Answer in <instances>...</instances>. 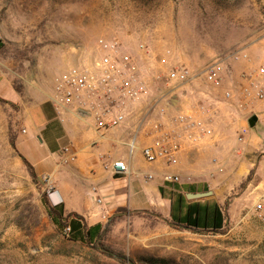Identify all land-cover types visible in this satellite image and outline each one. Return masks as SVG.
Instances as JSON below:
<instances>
[{
  "label": "rangeland",
  "instance_id": "374dc122",
  "mask_svg": "<svg viewBox=\"0 0 264 264\" xmlns=\"http://www.w3.org/2000/svg\"><path fill=\"white\" fill-rule=\"evenodd\" d=\"M113 36L147 68L149 96L160 98L156 111L202 104L208 95L206 103L215 107L211 141H219L222 150L208 151L203 161L228 159L243 143L237 138L241 130L258 127L248 124L255 114L253 101L240 109L222 97L239 80L229 76L214 88L200 75L208 63L236 49H247L252 62L263 57L262 50L252 53L250 48L264 46V0H0V264H130L64 235L42 201L50 184L37 173L31 177L10 144L24 128L23 102L26 97L33 100L26 90L48 91L56 75L97 57L100 41ZM139 42L147 45L148 56L138 50ZM167 49L173 61L187 65L199 78L190 84L168 83V67L156 61ZM236 62L228 66L232 69ZM144 101L149 107L152 99ZM240 161L219 162L218 173L234 174ZM245 179L227 186L232 189L225 191L228 203L221 204L226 217L222 229L174 227L156 214L119 213L103 240L134 264H264V224L244 216L254 187H241ZM235 198L237 212L230 216L226 209Z\"/></svg>",
  "mask_w": 264,
  "mask_h": 264
},
{
  "label": "crops",
  "instance_id": "0c3cea01",
  "mask_svg": "<svg viewBox=\"0 0 264 264\" xmlns=\"http://www.w3.org/2000/svg\"><path fill=\"white\" fill-rule=\"evenodd\" d=\"M255 50L264 52L263 44L257 43L250 48L252 53ZM260 56L263 57L254 62L238 60L232 67V81H238L241 72L252 71L257 64L264 63V54ZM1 81L0 94L4 92ZM26 91L33 100L26 97L23 102L24 128L17 135L16 148L38 176L50 184L49 201L62 203L65 211L77 213L88 226L104 225L117 209L126 208L121 212L126 216L156 214L168 223L180 219L183 225L197 229H213L221 221L224 227L226 217L221 204L227 199V186L233 181L241 182L251 170L248 188L264 179V98L252 102L257 115L254 126L258 127L253 131L247 129L242 145L235 147L237 151L231 152L228 159L222 158L215 164L203 161L208 151L222 150L219 141L214 143L209 139L196 147H185L177 153L174 162L166 163L144 159L141 147L147 139L141 133L137 150L132 155L128 153L126 143L132 130L129 124L110 131H96L90 120L67 115L61 121L48 100L49 90ZM67 143L73 145L76 158L64 164L61 163V148ZM114 159L127 162V175L117 176L108 169L109 162ZM236 159L241 161L234 174L218 173L219 162L229 164ZM165 173L178 176V180L164 181ZM149 174L151 178H147ZM205 186L211 191L209 195L196 198L187 195L189 188L195 193L203 192ZM236 200H230L226 209L230 216L237 212Z\"/></svg>",
  "mask_w": 264,
  "mask_h": 264
},
{
  "label": "built area",
  "instance_id": "2783aa9c",
  "mask_svg": "<svg viewBox=\"0 0 264 264\" xmlns=\"http://www.w3.org/2000/svg\"><path fill=\"white\" fill-rule=\"evenodd\" d=\"M137 47L142 55L150 54L144 42H139ZM98 51L97 57L70 65L53 78L48 100L61 121L67 115L90 120L96 131H110L133 122L126 143L128 153L132 155L137 150L141 133L147 139L141 147L147 162L172 163L185 147H196L212 139L210 117L215 113V107L206 103L208 95L202 104L197 102L184 109L161 113L156 111L160 98L149 96L151 87L147 68L141 64L139 55L129 51L115 36L102 39ZM238 60L250 62L251 56L240 48L211 61L201 71L203 83L214 88L222 87L232 73L228 63ZM156 61L160 67H168L165 70L168 83L190 84L199 78L187 65L173 61L169 49ZM263 77L264 63H261L252 71L242 72L239 85L224 89L222 97L229 103H237L240 109L246 108L249 102L264 98ZM147 97L152 99L149 107L144 103ZM246 131L244 127L238 134L239 141H243ZM75 158L76 151L71 143L62 146L61 163H70ZM108 169L117 176L129 173L128 164L122 159L111 160ZM163 180L174 182L178 176L165 173ZM252 194V203L244 216L264 224V179L254 185ZM69 230L66 226L64 235L68 236Z\"/></svg>",
  "mask_w": 264,
  "mask_h": 264
},
{
  "label": "trees",
  "instance_id": "16d2710c",
  "mask_svg": "<svg viewBox=\"0 0 264 264\" xmlns=\"http://www.w3.org/2000/svg\"><path fill=\"white\" fill-rule=\"evenodd\" d=\"M3 45L4 43L0 38V50L2 49ZM0 100L4 101L2 97H0ZM10 144L13 148H16L14 139L10 141ZM19 156L22 159L25 166L27 167V170L31 175V177L34 178L36 176V172L32 164L20 153ZM251 173L252 170L247 175L245 181L241 183V187L245 186V184L247 183L246 181L250 179ZM189 189H191L189 190V192H192V188ZM203 190L204 191L207 190V187L205 186ZM42 201L45 204L48 216L58 227H62V231L66 226H69L70 230L68 236H70L72 239L78 241L81 244L93 246L97 248L99 252L109 257H112L121 263L129 262L130 264H134L133 260L130 257L126 256L123 253V251L115 250L104 242L103 237L105 236V233L108 231V224L110 223L111 220L105 223L104 225L97 223L95 225L88 226L85 222L82 221V217L77 213L71 211L70 212L65 211L62 203L52 204L49 201L48 196L46 194L42 196ZM225 203H228V201H225ZM124 211H126V208L117 209V213H121ZM217 214L220 215V212L217 211ZM170 224L174 227L191 228L187 225H183L180 219L175 223H170ZM219 229H222L221 221L219 225H214L212 230H219ZM100 247H102L103 249H100Z\"/></svg>",
  "mask_w": 264,
  "mask_h": 264
},
{
  "label": "water",
  "instance_id": "95a60500",
  "mask_svg": "<svg viewBox=\"0 0 264 264\" xmlns=\"http://www.w3.org/2000/svg\"><path fill=\"white\" fill-rule=\"evenodd\" d=\"M257 120V115L256 114H253L249 119H248V124L250 127H253L255 122ZM211 193L210 190H207V191H203V192H195V193H192V192H189L187 193V195H190V197H193V198H196V197H201V196H204V195H209ZM117 213L113 214L111 216V218H113ZM110 218V219H111ZM100 249H103L102 247H100Z\"/></svg>",
  "mask_w": 264,
  "mask_h": 264
}]
</instances>
